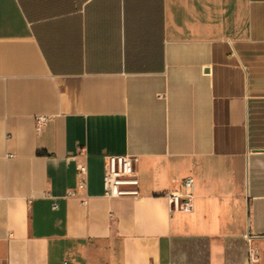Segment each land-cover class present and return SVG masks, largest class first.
I'll return each instance as SVG.
<instances>
[{
	"label": "crops",
	"instance_id": "1",
	"mask_svg": "<svg viewBox=\"0 0 264 264\" xmlns=\"http://www.w3.org/2000/svg\"><path fill=\"white\" fill-rule=\"evenodd\" d=\"M108 155L134 158L139 196L104 195ZM250 246L264 264V0H0V261L250 264Z\"/></svg>",
	"mask_w": 264,
	"mask_h": 264
},
{
	"label": "built area",
	"instance_id": "2",
	"mask_svg": "<svg viewBox=\"0 0 264 264\" xmlns=\"http://www.w3.org/2000/svg\"><path fill=\"white\" fill-rule=\"evenodd\" d=\"M46 118H39V122ZM78 172L85 176L78 184L79 189H86L87 186V166L78 165ZM104 195L106 197H126L139 196L140 180L137 169L134 165V158L130 155H108L106 157V168L103 178ZM195 179L192 176L186 177L178 190L167 193L170 201L171 212L192 211L194 201ZM68 195H75V191L70 190ZM87 197H84L83 204H86ZM260 259V252L257 247L250 246L249 261L255 264ZM0 264H4L0 261Z\"/></svg>",
	"mask_w": 264,
	"mask_h": 264
}]
</instances>
